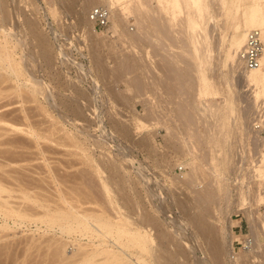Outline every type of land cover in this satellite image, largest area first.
Returning <instances> with one entry per match:
<instances>
[{"label":"rangeland","instance_id":"rangeland-1","mask_svg":"<svg viewBox=\"0 0 264 264\" xmlns=\"http://www.w3.org/2000/svg\"><path fill=\"white\" fill-rule=\"evenodd\" d=\"M210 1H211L210 9L206 14L207 17H204V18L202 17L203 20L202 18L198 19V21L201 19L200 20L201 22L199 21L200 23H198V29H199L198 37H200L198 40H201V41L202 39L203 41L205 40L204 43L203 42H201V44L198 43L199 48H201L199 52L203 51L202 52L203 54L202 53H199V54L201 55L202 59L205 58L206 64H205L204 69H205L207 78L209 80L208 82H210V85H207V87H205V89L207 88V91H205L204 92L205 94H202V95L199 94V91H200L199 89L201 87L200 86L201 79L199 78V72H198L199 63L197 62L196 59L192 58L191 52H193L192 54H194V49H192V47L189 46L190 44L189 40L187 36L183 34V32L180 31L181 25L179 24L178 25L176 24V26L174 27V30L172 31L173 34L171 33L170 35L171 37H169L170 39L167 40L164 38V35H162V33L160 34L159 32H156L158 34L155 33L150 36L148 34H145L146 29H147L146 27H147L149 20L147 19L144 20L141 18L140 20L141 21L143 20V21L139 24L136 21L137 20L136 17L138 15L135 16V14L130 15L125 23L118 26L117 30L113 28L114 22L112 19H110V23L106 28H99L96 26L94 22H92L90 25L85 22H81L82 21L81 19L83 18V20H85V17L89 14V11L91 10V8L94 5H96L94 3L92 4L91 3L92 1L90 2L89 0H3L2 1L3 7L5 9H9V12H10V17L8 18L9 21L7 20V22L10 24L9 26L11 27V29L15 27V29L21 31V33L19 34L20 36H22L20 37L22 39V45L21 47L19 46L18 48L17 57H19L20 53L21 54L24 53V56L27 58L29 57L31 58L32 56L30 55L34 56V58L33 57L31 58L34 60V63L32 60L34 68H32V65L30 64L31 60L28 61V63L26 62L27 65L26 63L24 65L25 67L28 66L29 68L30 67L32 68L33 75H36L42 80L44 87H43V92L38 94V97L36 100H32V98L29 97V94L27 95L26 93H24L25 96H23V98H25V100H22L23 98L21 96L20 97L21 102L20 101L18 102L17 101L18 98L17 96H15L17 94H13L14 93L13 90H15V93H16V89L14 86L15 83H12L13 81L11 82V80L7 79V81L13 84V88H11L12 87V84H11L9 85L10 86V89H9V88H6V84H8L9 82H6V80L5 82L2 81L0 84L2 85L0 86V91H1L0 92V108H1L0 112H6L7 111L6 109L9 108L10 112L12 113L15 109L19 108L15 110V112L11 114V116L9 114L10 119L11 117H13L14 119L15 116L18 115L14 121L19 122L18 120L20 118V115H22L20 113L22 112L20 111V109L26 107L28 117L24 118V120L21 119L22 122L18 124L23 123L25 127H28L27 124H30L35 128V130L37 129L41 133L43 132L42 133L43 135L46 134L45 136H48V137L51 136V138L49 137L48 139L46 138H39V139L36 138L35 139V137L30 136V134L29 135L20 134L21 132L19 133L15 132L14 134L13 133L14 131H11L8 133V131L6 130H3V129L0 130V133H1L0 135V141H1L0 142V150H1L0 152V162H1L0 163V173H1L0 178L3 177L5 180L4 182L2 181L3 178L0 179L1 181L0 183L1 185L3 184L4 187L6 186V188L10 189V193L8 192L9 190L7 191V193L13 196L14 199L11 196L10 198L11 201H14L16 199L14 204L20 203L21 205L24 203L25 205L28 204L29 206L30 205L32 206L33 204L32 206L33 208L35 205V208L38 209V210L36 209L37 213L39 212V209H41L38 215L35 214V216L37 215V217H39L40 213L44 209V207L42 208V206L40 205V202L41 204L47 203L48 205V203L52 202L53 200L52 198H55L58 196V192H56L57 190L55 189L57 186H55V184L58 185L59 182L57 183V181H59V179L64 177L61 179L63 181L60 180L62 183L61 182L59 183L60 186L61 184L63 185L62 188L64 190L65 189L70 190L72 187H69V186L70 185L73 186V183L76 186H78L79 184L78 187H81L80 185L83 183L81 188H84L85 186L84 189L87 190V191L85 190L86 191L85 194L88 193V196L86 195L87 200H88V197L92 196L93 194L96 196V198L100 196L97 199L98 201L95 200L96 199L95 197H94V201L91 200L93 202V204H91L92 206H95V208L97 207L101 209V206L99 205L103 203L101 205L105 204L106 207H109L106 204L107 202H105L106 197L104 196L103 193L102 195L104 197H102L101 195V192L104 191L102 184H101L102 183L101 176L103 175L105 178V174H106V177L109 176L111 173L113 174V171L109 167V162L111 163V161L113 162L117 160L116 161L117 164L120 161V163H123V165L121 164L122 167H120L121 169L119 168V172L117 173L118 175L115 174L116 175L115 176L113 174V176L116 179H114V181H111L110 179V181L113 184L112 185L110 183V186L111 187L113 186V195L117 196L115 198H116V203L118 207L121 208L122 210L125 209V211L126 210L128 211L130 209V212H131V207L134 205L133 206L134 208L132 209V210L135 209L134 215L137 212L141 211L139 207L141 209L144 207V209L151 211L153 214H156V215L158 214V217H159L158 220L161 221V224L154 222L153 225L155 228L153 227V225H152L153 228L150 226V229L152 230L151 231L152 234L153 235L155 234L154 236L160 237L161 235H164L163 233L164 231L165 232L167 231L168 234H173L171 236L177 235L176 239H174L175 240L174 243L178 240H181V241L185 240L184 242L182 241L184 244L189 243L190 246L192 244L193 245L195 244L194 245L195 247L198 246L197 247L198 250L196 249L195 251L197 255H195V253H190L191 256L190 258L185 260L186 262L184 261V259H182L183 257H180L181 261L183 260L184 263L186 264L188 263L189 264H214L216 263L217 260L215 258H217L218 256L217 257L214 256V259L216 261L214 259L213 260L215 262L211 261L210 259L211 257L213 258V255L215 254L210 253L212 251H210L211 249L208 248L209 246L207 245L208 244L207 239L209 237L206 234L205 235L207 237L206 236L203 237L202 235L203 238L202 237L200 238L201 240L200 243L196 242L197 238H195L196 237L195 232L192 229L193 225H190L191 223L189 224L190 220H188V218L190 216L192 217V215L194 216V214L196 215L199 214V212L201 211L199 209L200 205H199V208L197 207L198 209L191 210L190 208L191 206H189L190 204L187 200H184L185 202H187V204L185 205L184 201H182L183 202L182 203L181 201H178L177 199L179 197V199L183 200V198H188L190 196L189 199H192V202H193L195 199L194 197L196 195L195 189L197 191H202L203 189L204 190L209 189L210 191L213 192L214 189L216 191V189L218 188L217 192L212 193L216 199L212 197V199H210L209 201V200H205L200 197L201 200H203V202L201 203L197 202V204L202 205L201 209L203 213L200 212V214H207V213H204V211H206V209L204 210V206H203L204 202L206 206L210 205L208 206L210 213L209 215L208 214L205 215L206 216L205 218L207 219L209 218L208 219L209 225L210 226L213 225L212 227H215L217 229L215 233H217L218 237L221 236L219 239V242L222 245L221 252H223V249H224V252L221 253L218 259L219 260L221 259L223 264H264V231H263L264 224L262 223V221H264V177L258 178L257 174L255 173L256 167H253L255 166L254 163L256 164V160L257 159L259 160L260 153L263 150V146L260 143L264 144V123L261 122V121L264 122V104H263L264 102L262 103L264 98L263 97L260 98L258 103L255 102L254 98H252L254 97L253 96L254 94L253 93L251 94L254 88H252L251 85L247 86V84H245L244 81L240 79V76L237 74V72H234V69L232 67V63L230 62V60H228L229 62L228 64H226L227 63V61H225L227 60L226 53L230 49L229 48L230 39L233 33V30L230 25L231 23H229L230 18H228L227 15L222 11L223 8H221V5L220 7L218 6L219 5L218 2H215L214 0H210ZM100 4L105 5V0H102ZM155 5L156 4L153 3V6ZM181 15L184 16L183 13ZM0 19H1V15H0ZM2 21L3 19L0 20V24H3ZM142 24H143V28L145 26L146 29L144 28V30H142L143 29L141 28ZM124 33H134V34L144 33V34L143 36L142 34L141 35L139 34L138 38L142 36L139 38V41L138 39H134L133 37L131 38H133L134 40L131 39L132 41H130V38L128 39ZM159 34H160V37H159ZM156 36L157 38H155ZM172 38L174 40L173 41L174 44L176 43L177 45L176 44L175 46L172 45L173 44L171 40ZM205 45L207 46V48ZM188 50L190 51L188 52ZM122 53H123V57H122ZM96 54L97 55L100 54L98 55L97 60L95 59L97 57ZM209 55H211L212 57ZM118 56H119V59H118ZM94 59L97 61V64ZM122 59H124L123 61L125 60H127V62L129 61L130 64L127 63L128 65L127 64L124 65V63L120 62V60ZM171 60L174 64L171 62ZM184 60H185V63L183 62ZM134 61L137 63H134ZM187 61H190L191 63ZM131 63H134V64H131ZM175 63L178 67L175 65ZM219 63L220 65H218ZM81 64L83 66L82 67L83 69L80 67ZM106 64L107 65L109 64L110 66L109 65L106 66ZM135 64L136 66L138 65L139 67H135V70H134L133 66H135ZM117 65L119 66V69ZM129 65L131 66L133 65L132 67H130V69L132 68L131 71L134 70L135 71L134 73L133 71L131 72L130 69L128 68ZM169 65L171 66L169 67ZM104 66L111 69L110 71H112L113 67L115 68L117 67L118 70L114 68L115 71H113V73L114 74L121 73L120 75H124L123 70L125 68H128V69L127 70L125 69L126 75L124 76L119 77L120 75L117 76L116 74L115 75L116 77L108 76L107 78V76L105 77L104 75V69H103ZM123 66H125V68ZM184 66H185V69H184ZM140 67H142V69ZM178 69L179 70L181 69V70L179 71ZM188 69H189V72H188ZM119 70L122 72H119ZM175 70H176V73H175ZM127 78L129 81L131 80L130 83H133V82L134 83L133 84L129 83L130 86H128L129 84L127 83L128 81ZM139 78L140 79L142 78L141 81H139V83L142 82V84L138 83L139 84L138 85L136 82H138ZM190 81H192L193 83ZM98 83L101 86L97 85ZM75 87L77 91L75 90ZM136 87L141 88V90L139 89L138 91H136L137 90ZM183 88H186V89L184 90ZM210 88L212 90H210ZM95 89H97V91ZM131 89H134V90H131ZM208 89L210 90L209 92L210 94H208V91H209ZM79 90L80 91L84 90L83 91L84 93L82 91L81 92L83 94H81V92L79 93ZM139 91L142 93H140ZM137 93H140V94H137ZM13 95L16 97V99ZM230 97H232V101H234L233 109L235 111H233L232 113L233 115H230V117L233 116L230 118V120H232L233 118L234 119L232 120L233 123L231 121L232 124L228 125V127L229 126L230 127L227 128L228 131L226 133L227 134L226 139L228 140L231 139L230 140L231 142L227 140V143H228L227 147L229 146L232 147V150L229 147L231 150L230 153H231V156H233L232 159L234 158L233 160L235 161L233 164L234 166L232 167L233 170H230V173L227 175L228 179L227 178L224 179V177L221 178V181L223 182V183L221 182V184L223 185L225 183L227 184V186L226 185H224L225 187L223 186L224 189L222 190L221 187H217L219 185H217L218 181L215 178L214 174L213 173L207 174L210 171L212 172V167H210L211 159L209 158L210 155H212V151H211L212 146H211V141L209 142V139L207 138L205 133L208 132L207 131L208 126H212V128L214 129L213 125L215 126V119L213 117L211 118V116L209 117L207 116L208 118L207 117L205 118L204 115H201L198 113L199 112L198 109L203 107V106H200L202 102L206 104L207 102L215 103L217 101V103L222 102L223 104H225L226 98H230ZM15 100L18 103H15L16 102ZM78 100L80 102H78ZM8 101H10L9 105L11 104V102L13 103L9 107L7 104ZM22 101L23 103L25 101L24 103L25 107L24 106L21 107V104H23ZM190 102L192 105L190 104ZM4 103L7 105H5ZM180 105L182 109L178 107ZM185 105L188 107V109L187 107H185ZM251 107H254L255 109L254 108L252 109ZM11 108H13V111ZM180 109L182 111H180ZM18 110L20 112H18ZM184 110H185V113H183ZM191 111L193 113L191 114L193 117L195 116L196 118L197 116V119L193 120V122L194 121H197V122L192 123V120H190L192 124L188 121L190 118L192 119L191 115H189ZM255 111H258V112L261 111L262 113L261 112L259 113L262 114L263 116L262 115H261L262 117L259 116L260 114L258 112L254 113ZM186 113L187 115L190 116L189 118L186 115ZM96 114L98 116H96ZM258 116L260 117L259 118L260 120L258 119ZM100 117H101L102 122L100 120ZM21 118L23 117L21 116ZM201 119H203L204 121L203 120L201 121ZM166 121L170 123L168 124ZM186 121L190 123V124H187V126H186ZM122 122L128 124L127 126H130L131 130L128 134H126L123 130H121L122 127H124ZM165 123L169 126L173 125L174 130L170 126L171 132L168 133ZM209 123L213 125H209ZM58 127H59V130H58ZM104 128H106V130ZM64 130L68 131L69 135H66ZM185 130L186 132H184ZM48 132L50 135L48 134ZM50 132L51 133L53 132V134L55 132V134L53 135ZM2 133L8 134V135H5V134L2 135ZM10 133H13V134H10ZM113 133L115 135H113ZM16 134H18L19 136ZM189 134L190 136L192 135L193 136L190 137ZM15 135L18 136V138ZM65 135L67 136V138ZM68 136L70 138H68ZM9 137L13 139V142H14V137H15V142L12 143L11 142L12 140L9 139ZM31 137L35 140H33ZM183 137L185 140L190 141L191 139L190 142L194 143L195 144L194 146L196 147L195 152L197 154L201 153L200 155L198 154L199 157L201 155L203 156L204 154L203 158L202 159L200 158L201 160L204 159L203 160L204 163L202 161L200 162L204 165L203 166L201 164L203 168L205 167L204 168L205 170L201 167L203 169V171L201 170L202 171L201 174L203 175L200 176L199 175L200 172H199L198 180H196L197 184H196V181H194L195 185H192V186H190L191 184L189 185V183H188L189 185L188 186L187 182L182 180V178H185V177L187 178L188 176L185 173L191 169L190 166L188 165V162H190L192 159L190 158L191 157L190 154L186 155L188 150H186L187 147L183 145L185 143L183 142L184 141ZM118 138H120V140ZM54 139L56 140L54 141ZM5 140L6 142H4ZM9 140L11 141L9 142ZM38 140L41 141L42 149L39 144L40 142ZM44 140H46L47 142ZM42 141H44L43 144H42ZM60 142H63L64 144ZM35 144L40 147L38 146L36 147ZM9 146L10 148H7ZM44 146L45 147L47 146L46 149ZM18 148L20 149V152H17V150H19ZM183 148H184V151H183ZM185 150H186V153H185ZM208 152H209V156L207 155ZM5 155L7 156V158L5 157ZM112 156L114 158H111ZM251 156H253V159ZM115 157H117V159H115ZM248 157H249L250 163H249ZM241 159L244 161L243 166L245 165V168L241 166L242 165ZM245 160H246V163L248 162L249 164L248 163L245 164ZM252 161L254 163H252ZM3 162H4V165H3ZM8 164H10L11 166ZM237 164H238V167H237ZM249 165H251L253 168L251 166L249 167ZM118 166H120V164ZM235 166L238 169V171L236 170ZM97 168L100 169V171L102 170V174L100 173V171H98ZM243 168L246 171L248 170L249 172L248 171L247 172L249 174ZM241 169H243L244 171ZM251 169L253 170L251 171ZM239 170H241V173ZM204 171L206 173H203ZM50 172L53 174H51ZM251 172L255 173L256 175L255 174L253 175V173L251 174ZM4 173L6 174L4 175ZM119 173L121 174V176L124 174L125 175L124 177L128 179L120 177ZM244 173L245 174L247 173V174L245 175ZM204 174L207 176H205ZM240 174H242L241 177H240ZM250 174L253 175V177ZM248 175L250 177H248ZM175 176H180L181 179H177L175 178ZM242 176L246 177V179L245 180L242 179L243 178ZM53 177L55 178V181H56V178H58L56 183L54 182ZM118 177L121 178V179L119 178V181L121 182L118 181ZM143 177L145 179H143ZM97 178H98V181H96ZM65 179H67L68 184L66 183ZM223 179L225 180V182ZM75 180L77 182H75ZM206 180L207 182L204 183V181ZM37 181H40V182L37 183ZM20 182L22 184L20 185L23 188L26 185L24 188L25 189L24 192H26L27 190L29 191L31 189L32 191L31 190L29 191L30 194L34 192V193H37L40 197L37 194H32L31 196L37 195V198L38 200L40 199L39 200L40 202L38 201L37 203L36 202L34 203L32 200L31 201L29 200L32 203V204H29L30 202L28 201H27L28 203L26 201H22L20 198V195L22 196L20 192L22 189V187L19 185ZM33 185H36L37 187ZM203 185L205 186V188L203 187ZM27 186H28V189H27ZM39 186H42V187H39ZM53 186L55 187L53 188ZM183 186H185L186 188ZM43 188L44 189L46 188L45 189L46 191L43 190ZM123 188H126V189H123ZM192 188H195V189L193 190ZM181 189H185V190H181ZM51 190H52V193H50ZM192 190L194 192H192ZM219 190L221 193L219 192ZM90 191L92 192V194ZM43 193H45V195ZM55 193L57 196L54 197ZM157 193H160V194H157ZM190 193L191 194L195 193V194L191 195ZM129 197L131 199V202L134 201L135 199L136 200L133 202L134 204L130 203L131 205L128 206L127 204H125L124 199L127 198L128 200ZM47 198L51 200H48ZM84 198L85 196L83 197L82 200L86 201L85 200L86 198L85 199ZM91 198L93 199V197H90V199ZM226 199L228 200V202ZM54 200H56V198ZM201 200H199V202ZM243 201L245 203H243ZM54 202L55 201L52 202V204H54L52 206H55L56 202L55 203ZM177 202H180L182 204H178ZM105 205L104 207L102 206V208H104V210L111 209L109 213L111 214V212H113L112 217H116L114 216L115 211H113L112 206L106 209ZM182 205L184 207H182ZM137 206L139 207L136 208ZM157 207H159V210H157L158 209ZM177 207L179 208L177 209ZM188 207L190 208L189 212L192 211L190 212L192 214L188 215L187 217L188 212L186 210H188L187 209ZM251 209L253 211H251ZM255 210L257 211L256 215L254 213ZM33 211H35V209ZM115 214L117 215L116 212ZM132 215H133V212H132ZM255 216H257L256 219L254 218ZM191 217L189 219H191ZM13 218L14 217L5 219L3 215H0V236H1L0 237V255H1L0 264H11V262L13 264H18V262H20L19 264H39V263L40 264H46V263H49V264L56 263L57 264V262H54V259H53L54 257L52 255L53 253L52 254L50 253L54 249L51 243H53L55 240H59V241L62 240L63 242L65 241L67 242L65 243L66 245L65 255H69L70 257L73 256L74 252L78 250L77 248L79 247L80 242L81 243L84 242V244L85 242L89 243L88 241L89 239L86 237H81L80 235L77 236L74 234L73 235H69V234L63 235V233H61L59 230L45 225V223L40 222V220L36 221L32 219L33 221L27 220L24 222H20V220L16 221L15 220L16 218L14 219ZM174 218H176V220ZM254 219L258 221L259 223L258 222L256 223ZM251 221L253 222V226L251 225ZM186 222L189 225H186L187 224ZM166 223H168L169 225ZM4 224L5 225L7 224L9 228H5L6 229L5 230L2 226ZM165 224L166 226L164 229ZM254 224H257L256 225L257 227ZM259 225L262 227H260ZM157 226L162 227V228H158ZM170 227L173 229L171 230ZM175 227H177L178 229L177 228L175 229ZM252 227L256 228V229L254 228L255 231L253 230ZM157 228L161 231L157 230ZM166 228L169 231L166 230ZM176 231L177 232L181 231L182 233L181 237H179ZM253 231L255 233L257 232L256 234H258V236L256 237H258V241H257V238L254 239L255 238L254 235L256 234ZM182 235L185 238L184 237L182 238ZM162 237L163 236H161L159 239L157 238L158 243L161 242ZM248 237H250L251 239H254V246H256L254 247V250L252 253H248V248L243 247V243L245 246V241H246V238ZM204 238H206V241L204 240ZM73 240L75 241L73 242ZM166 240L163 239L162 241H166ZM76 242H79V244ZM195 242L197 244L199 243L200 246H202L201 244H203V246L199 247V244L197 245ZM255 242H257L259 245L255 244ZM173 247H171L172 248L171 250H174ZM205 250H207V253ZM17 251L20 253H18ZM11 252L14 253L15 255L12 254L11 256L10 255ZM205 255L207 257H204ZM43 261H47V262L43 263ZM218 261H217V264L220 263Z\"/></svg>","mask_w":264,"mask_h":264},{"label":"bare ground","instance_id":"bare-ground-1","mask_svg":"<svg viewBox=\"0 0 264 264\" xmlns=\"http://www.w3.org/2000/svg\"><path fill=\"white\" fill-rule=\"evenodd\" d=\"M2 1L3 0H0V15H1V19H3V24H0V84H1V82L2 81H4L5 82V80H6V82H9V81H7V79L8 80H11V82L12 83H15L14 84V86H15V89H16V93H15V90H13V94H17V95H15V96H17V101L19 102H21V100H20V97L22 96V98H23V96H25V94L24 93H26L27 95L29 94V97L30 98H32V100H36L37 99V97H38V94H40V93H42L43 92V83H42V80L39 78V77H37L36 75H33V70H32V68H34L33 67V63H34V60L33 59H31L32 57L34 58V56L33 55H30V56H32L31 58L29 57V58H27V57H25L24 56V53L23 54H19V57H17V55H18V48H19V46L21 47V45H22V39L20 38V37H22V36H20V34L19 33H21V31L20 30H17V29H15V27L14 28H12L11 29V27L9 26L10 24L7 22V20H8V18L10 17V12H9V9H5L4 7H3V3H2ZM92 4L94 3V4H96V5H92L93 7H95V6H97V5H101L100 3H101V1L102 0H89ZM215 2H218L219 3V7H220V5H221V8H223V12L227 15V17L228 18H230V22L229 23H231L230 25H231V28H232V30H233V33H232V36H231V39H230V49L227 51V53H226V59L227 60H225V61H227V63L226 64H228V60H230V62L232 63V67H233V69H234V72H237V74L240 76V79H242L243 81H244V83L245 84H247V86L248 85H251V87L252 88H254V90L251 92V94L253 93L254 95V97H252V98H254V101L255 102H257L258 103V101H259V99L260 98H264V49H263V53H262V56H261V65L258 67V68H255V69H248V68H246L245 66H244V64H243V61L240 59V55H239V52L242 50V48H243V46H244V44H245V42H246V39H247V34H248V32L250 31V30H253V29H259V30H263L264 31V0H214ZM88 2V1H87ZM210 0H105V5L104 6H107L109 9H110V19H112L113 20V22H114V25H113V28L115 29V30H117L118 29V26L119 25H122L123 23H125L126 22V20L128 19V17L130 16V15H133V14H135V16L136 15H138L136 18H137V23H141L142 21L140 20L141 18L142 19H147V20H149V22H148V24H147V29L145 28V26H144V28L146 29V33L145 34H148L149 36L150 35H152V34H155L156 32H159L160 34L162 33V35H164V38L165 39H167V40H169L170 38L169 37H171L170 35H171V33H172V31L174 30V27L176 26V24L178 25H181V32H183V34H185L186 36H187V38H188V40H189V46H191L192 47V49H194V54H192L193 52H191V55H192V58L193 59H196L197 60V62L199 63V78L201 79V87H200V91H199V94L200 95H202V94H205L204 92L205 91H207V88L205 89V87H207V85H210V82H208L209 80H208V78H207V75H206V73H205V64H206V61H205V58L204 59H202V57H201V55L199 54V53H202V52H199L200 51V49L201 48H199V44L198 43H200L201 44V42H203L204 43V41H203V39H202V41L201 40H198L200 37H198L199 35H198V23H200L201 21V19L198 21V19L199 18H204V17H207L206 16V14H207V12L209 11V9H210ZM103 3H104V1H103ZM102 3V4H103ZM153 3H155L156 5L155 6H153ZM88 4V3H87ZM89 5V4H88ZM92 7V8H93ZM183 13V15L184 16H182L181 14ZM140 16V17H139ZM139 17V18H138ZM80 18H81V16H80ZM203 18H202V20H203ZM0 19V20H1ZM140 21H139V20ZM82 21L81 22H85V23H87V24H91L93 21H91L90 20V17H89V14L85 17V20H83V18L81 19ZM9 21V20H8ZM203 22H205V21H203ZM84 23V24H85ZM228 23V22H227ZM143 24H144V22H143ZM143 24H142V27L141 28H143ZM206 24V23H205ZM86 25V24H85ZM139 26V25H138ZM203 26V25H202ZM218 26V25H217ZM206 27V26H205ZM224 27V26H223ZM144 28L142 29V30H144ZM220 28V27H219ZM228 28V27H227ZM230 28V29H231ZM88 29V28H87ZM91 29V28H90ZM177 29V28H176ZM201 29H202V27H201ZM203 29H204V27H203ZM202 31V30H201ZM204 31V30H203ZM262 31V33H263V40H264V32ZM92 32V31H91ZM138 32V31H137ZM143 32H145V31H143ZM24 33V32H23ZM22 33V34H23ZM95 33V32H94ZM93 33V34H94ZM201 33V32H200ZM199 33V34H200ZM125 34V36L129 39L130 38V41H132V40H134V39H138V41H139V38L140 37H142L143 36V34L142 33H139L140 35L142 34V36H140L139 38H138V36H139V34L138 33H124ZM156 34H158V33H156ZM160 34H159V37H160ZM173 34V33H172ZM201 35V34H200ZM149 36H148V38H149ZM180 36H182V35H180ZM205 36V35H204ZM25 37H26V35H25ZM131 37H133V38H131ZM154 37V36H153ZM162 37V36H161ZM174 37V36H173ZM185 37V36H184ZM219 37V36H218ZM145 38H147V37H145ZM155 38H157V36L155 37ZM183 38V37H182ZM204 38V37H203ZM221 38V37H220ZM103 39V38H102ZM132 39V40H131ZM162 39V38H161ZM181 39V38H180ZM205 39V38H204ZM14 40H16V41H14ZM172 40V42L174 41L173 40V38L171 39ZM170 40V41H171ZM177 40V39H176ZM102 41V40H101ZM169 41V42H170ZM187 41V40H186ZM225 41H226V39H225ZM129 42V41H128ZM135 42H136V40H135ZM33 43V42H32ZM131 43H133V42H131ZM165 43V42H164ZM171 43V42H170ZM169 43V44H170ZM185 43V42H184ZM208 43H209V41H208ZM208 43H207V45H208ZM221 43H222V41H221ZM136 44V43H135ZM176 44V43H175ZM175 44H174V42H173V44L172 45H174L175 46ZM188 44V43H187ZM112 45V44H111ZM168 45V44H167ZM177 45V44H176ZM185 45V44H184ZM204 45V44H203ZM210 45V44H209ZM170 46V45H169ZM201 46V45H200ZM206 46V45H205ZM167 47V46H166ZM190 47V48H191ZM209 47V46H208ZM168 48V47H167ZM183 48H185V47H183ZM189 48V49H190ZM206 48H207V46H206ZM110 49V48H109ZM169 49V48H168ZM165 50H167V49H165ZM184 50V49H183ZM203 50V49H202ZM206 50V49H205ZM111 51H113V50H111ZM110 51V52H111ZM190 50H188V52H189ZM167 52V51H166ZM176 52V51H175ZM92 53V52H91ZM116 53V52H115ZM147 53V52H146ZM93 54V53H92ZM92 54H91V56H92ZM168 54H169V52H168ZM172 54V53H171ZM203 54V53H202ZM210 54V53H209ZM97 55V54H96ZM98 55H100V54H98ZM98 55H97V57L95 58L96 60L98 59ZM112 55V54H111ZM116 55V54H115ZM119 55V54H118ZM134 55V54H133ZM147 55V54H146ZM84 56V55H83ZM126 56V55H125ZM177 56V55H176ZM175 56V57H176ZM208 56V55H207ZM209 56H211V55H209ZM103 57V56H102ZM122 57H123V53H122ZM129 57V56H128ZM146 57V56H145ZM172 57H173V55H172ZM204 57V56H203ZM212 57V56H211ZM89 58V57H88ZM127 58V57H126ZM165 58V57H164ZM177 58H179V57H177ZM207 58V57H206ZM94 59V60H95ZM102 59V58H101ZM100 59V60H101ZM118 59H119V56H118ZM125 59V58H124ZM124 59H122V60H120V62H122V63H124V65L125 64H130L129 63V61L127 62V60H125V61H123ZM174 59V58H173ZM172 59V60H173ZM183 59V58H182ZM31 60V65H32V68L30 67H28V66H26L25 67V63L27 62L28 63V61H30ZM32 60H33V63H32ZM95 60V61H96ZM139 60V59H138ZM172 60H171V62H172ZM175 60H176V58H175ZM180 60V59H179ZM103 61V60H102ZM140 61V60H139ZM167 61V60H166ZM169 61V60H168ZM208 61V60H207ZM175 62V61H174ZM179 62V61H178ZM181 62V61H180ZM184 63H185V60L183 61ZM187 62H189V63H191L190 61H187ZM27 63H26V65H27ZM134 63H137V62H135L134 61ZM134 63H131V64H134ZM143 63V62H142ZM173 63V62H172ZM182 63V62H181ZM180 63V64H181ZM188 63V64H189ZM195 63V62H194ZM221 63H222V61H221ZM96 64H97V61H96ZM120 64V63H119ZM127 64V65H128ZM144 64V63H143ZM146 64V63H145ZM174 64V63H173ZM179 64V65H180ZM208 64H209V62H208ZM225 64V65H226ZM99 65V64H98ZM109 65V64H108ZM107 64H106V66H108ZM121 65H123V64H121ZM127 65H126V67H127ZM140 65V64H139ZM142 65V64H141ZM175 65H176V63H175ZM190 65V64H189ZM218 65H220V63L218 64ZM97 66V65H96ZM101 66V65H100ZM106 66H104L103 67V69H104V75H105V77L107 76V78H108V76H114V77H116L115 75L117 74V73H113V71H115V69H117V67L115 68V67H113L112 68V71H110L111 69H109L108 67H106ZM110 66V65H109ZM113 66V65H112ZM118 66V65H117ZM133 66V65H132ZM131 65H129L128 66V68L130 69V67H132ZM145 66H147V65H145ZM144 66V67H145ZM171 65H169V67H170ZM177 66V65H176ZM188 66V65H187ZM186 66V67H187ZM81 68L83 67L82 66V64H81V66H80ZM124 68H125V66H123ZM134 67V70H135V67H139L138 65L136 66V64H135V66H133ZM168 67V66H167ZM173 67V66H172ZM178 67V66H177ZM177 67H175V68H177ZM180 67V66H179ZM191 67V66H190ZM27 68H28V70H27ZM98 68V67H97ZM102 68V67H101ZM115 68V69H114ZM120 68H122V67H120ZM124 68H122V69H124ZM128 68H125L126 70L128 69ZM141 69H142V67H140ZM147 68V67H146ZM193 68V67H192ZM221 68V67H220ZM83 69V68H82ZM114 69V70H113ZM118 69H119V66H118ZM117 69V70H118ZM122 69H120V70H122ZM123 70V74L124 75H126L125 73H126V70ZM132 69V68H131ZM131 69H130V71H131ZM138 69V68H137ZM145 69V68H144ZM163 69V68H162ZM170 69H172V68H170ZM182 69V68H181ZM180 69V70H181ZM184 69H185V66H184ZM190 69V68H189ZM189 69H188V72H189ZM197 69V68H196ZM119 70V72H122V71H120ZM134 70H132L133 71V73L135 72ZM172 70H174V69H172ZM179 70V69H178ZM179 70V71H180ZM129 71V70H128ZM129 71V72H130ZM131 71V72H132ZM145 71H147V70H145ZM150 71V70H149ZM187 71V70H186ZM185 71V72H186ZM196 71V70H195ZM97 72H98V70H97ZM116 72H118V71H116ZM175 73H176V70H175ZM182 73V72H181ZM191 73V72H190ZM114 74V75H113ZM121 74V73H120ZM120 74H117V76H119ZM185 74V73H184ZM226 74V73H225ZM124 75H120L119 77H121V76H124ZM129 76V75H128ZM184 77V76H183ZM188 77V76H187ZM86 78V77H85ZM118 78V77H117ZM138 78V77H137ZM136 78V79H137ZM186 78V77H185ZM191 78V77H190ZM1 79H3V80H1ZM133 79H135V78H133ZM142 79V78H141ZM141 79L139 78L138 79V82H136L137 84L139 83V81H141ZM182 79V78H181ZM192 79H194V78H192ZM197 79V78H196ZM211 79V78H210ZM96 80V79H95ZM111 80V79H110ZM127 80H128V78H127ZM184 80V79H183ZM182 80V81H183ZM85 81V80H84ZM129 81V80H128ZM127 81V83L129 84L130 82H131V80L128 82ZM179 81H180V79H179ZM211 81V80H210ZM190 82H192V81H190ZM10 83V82H9ZM6 84V88H9L10 89V86L9 85H11L12 83H10V84ZM71 83V82H70ZM97 83V82H96ZM134 83V82H133ZM133 83H130V84H133ZM144 83V82H143ZM182 83H184V82H182ZM189 83V82H188ZM193 83V82H192ZM213 83V82H212ZM130 84L128 85V86H130ZM139 84H142V82L141 83H139ZM138 84V85H139ZM72 85V84H71ZM97 85H99V86H101L99 83L97 84ZM137 85V86H138ZM184 85V84H183ZM244 85V84H243ZM242 85V86H243ZM0 86H2V85H0ZM74 86V85H73ZM98 86V87H99ZM131 86H133V85H131ZM143 86V85H142ZM180 86H181V84H180ZM187 86V85H186ZM191 86V85H190ZM197 86V85H196ZM203 86V87H202ZM246 86V85H245ZM189 87V86H188ZM251 87H250V89H251ZM11 88H13V84H12V87ZM100 88V87H99ZM137 88V87H136ZM193 88V87H192ZM228 88V87H227ZM85 89V88H84ZM141 90V88H137V90L136 91H138V90ZM184 90L186 89V88H183ZM218 89H219V87H218ZM12 90V89H11ZM75 90L77 91V89H76V87H75ZM96 91H97V89H95ZM99 90V89H98ZM131 90H134V89H131ZM130 90V91H131ZM190 90V89H189ZM209 90V89H208ZM210 90H212L211 88H210ZM210 90L208 91V94H210L209 92H210ZM82 92L84 91V90H81ZM80 90H79V93L81 92ZM116 91H118V90H116ZM142 91H144V90H142ZM197 91V90H196ZM195 91V92H196ZM1 92V91H0ZM81 92V94H83ZM140 92V91H139ZM186 92H187V90H186ZM190 92V91H189ZM99 93V92H98ZM134 93H135V91H134ZM140 93H142V92H140ZM140 93H137V94H140ZM85 94H86V92H85ZM100 94V93H99ZM110 94H111V92H110ZM115 94V93H114ZM136 94V95H137ZM190 94V93H189ZM18 95H19V97H18ZM97 95V94H96ZM193 95V94H192ZM207 95V94H206ZM14 96V95H13ZM14 96V97H15ZM84 96V95H83ZM82 96V97H83ZM86 96H88V95H86ZM198 96V95H197ZM229 97V96H228ZM12 98V97H11ZM88 98V97H87ZM1 99H2V97H1ZM15 99H16V97H15ZM97 99V98H96ZM95 99V100H96ZM194 99V98H193ZM200 99V98H199ZM22 100H25V98H23ZM196 100V99H195ZM7 101V100H6ZM10 101H12V100H10ZM10 101H8L7 102V104H8V107L11 105V104H13L12 102H11V104L9 105V103H10ZM16 101V100H15ZM15 102V103H18V102ZM252 101V100H251ZM3 102V101H2ZM78 102H80L79 100H78ZM189 102V101H188ZM234 101H232V97H230V98H226V103L225 104H223L222 102H220V103H217V101L214 103V102H207L206 104H204L203 102L200 104V106H203L202 108H199L198 109V113L199 114H201V115H204L205 116V118L208 116H211V118L213 117L214 119H215V126L213 125V124H211V123H209V125H213V127H214V129L212 128V126H208V132H206L205 134H206V136H207V138L209 139V142L211 141V146H212V148H211V151H212V155H210V159H211V165H210V167H212V172L210 171L209 173H207V174H210V173H213L214 174V176H215V178L217 179V181H218V184L217 185H219V186H217V187H221L222 188V190L224 189L223 188V186L224 185H226L227 186V184L225 183L224 185L223 184H221V178L222 177H224V179L225 178H227L228 179V177H227V175L230 173V170H233V164H234V161L235 160H233L232 159V157L233 156H231V153H230V151L232 150V147H230L231 148V150H230V148L229 147H227V140L228 139H226V133H227V128H229L228 127V125L230 124H232L233 123V119L232 120H230V118L231 117H233V116H231L230 117V115H233L232 113H233V111H235L234 109H233V103ZM264 102V99H263V101H262V103ZM6 103V102H5ZM4 103V104H5ZM22 103H23V101H22ZM24 103H25V101H24ZM24 103L23 104H21V107H23L24 106ZM252 103V102H251ZM7 104H5V105H7ZM98 104V103H97ZM190 104H191V102H190ZM264 104V103H263ZM19 105V104H18ZM88 105V104H87ZM189 105V104H188ZM192 105V104H191ZM256 105V104H255ZM254 105V106H255ZM261 105V104H260ZM2 106V105H1ZM20 106V105H19ZM80 106V105H79ZM190 106V105H189ZM6 107V106H5ZM25 107V106H24ZM78 107V106H77ZM178 107H180L181 108V105L180 106H178ZM185 107H187L186 105H185ZM193 107V106H192ZM259 107V106H258ZM17 108V107H16ZM98 108V107H97ZM252 109L254 108V107H251ZM260 108V107H259ZM262 108V107H261ZM1 109V108H0ZM5 109V108H4ZM12 109V111H13V108H11ZM15 109V108H14ZM17 109H19V108H17ZM17 109H15V110H17ZM182 109V108H181ZM180 109V111H182ZM187 109H188V107H187ZM186 109V110H187ZM189 109H191V108H189ZM255 109V108H254ZM7 111L6 112H0V130H6V131H8V133L9 132H11V131H14L13 133L15 134V132H21L20 134H30V136H34L35 137V139L37 138V139H39V138H46V139H48L49 137L51 138V136H45L46 134H42L40 131H38L37 129L35 130V128L32 126V125H30V124H27V126L28 127H25L24 126V124L22 123V124H18V123H21L22 122V120H24V118H27L28 117V114H27V108L25 107V108H21L20 109V111H22V112H20L19 110H18V112H20L22 115H20V118H19V120H18V118H17V120L19 121V122H17V121H14L15 119H16V117L18 116H15V118L13 119V117H11V119H10V116H11V114H13L14 112H15V110L11 113L10 112V109L8 108V109H6ZM9 110V111H8ZM95 110V109H94ZM97 110V109H96ZM241 110V109H240ZM249 110V109H248ZM263 110V109H262ZM261 110V111H262ZM83 111V110H82ZM100 111V110H99ZM189 111V110H188ZM261 111H259V112H261ZM10 112V113H9ZM98 112V111H97ZM236 112H238V111H236ZM241 112V111H240ZM243 112V111H242ZM247 112V111H246ZM256 112H258V111H255L254 113H256ZM258 112V113H259ZM83 113V112H82ZM93 113V112H92ZM180 113V112H179ZM183 113H185V110H184V112ZM182 113V114H183ZM262 113V112H261ZM9 114H10V116H9ZM16 114H17V112H16ZM16 114H14V115H16ZM188 114H189V112H188ZM191 114H193L192 113V111H191V113L189 114V115H191ZM260 114V113H259ZM258 114V115H259ZM168 115V114H167ZM175 115V114H174ZM181 115V114H180ZM186 115H187V113H186ZM189 115H187L188 116V118L190 117ZM198 115V114H197ZM255 115V114H254ZM262 114H260L259 116H261ZM9 116V117H8ZM21 116L23 117V118H21ZM96 116H98L97 114H96ZM171 116V115H170ZM183 116V115H182ZM200 116V115H199ZM249 116V115H248ZM258 116V119L260 118ZM263 116V115H262ZM261 116V117H262ZM191 117H192V119L190 118L189 120H188V118H187V120L191 123V121L190 120H192V123H194V122H197V121H194L193 122V120H196L197 119V116H196V118H195V116L193 117L192 115H191ZM203 117V116H202ZM201 117V118H202ZM207 117V118H208ZM251 117V116H250ZM253 117V116H252ZM257 117V116H256ZM255 117V118H256ZM9 118V119H8ZM194 118V119H193ZM204 118V117H203ZM22 119V120H21ZM167 119V118H166ZM200 119V118H199ZM198 119V120H199ZM100 120H101V117H100ZM203 119H201V121H202ZM209 120V119H208ZM255 120V119H254ZM260 120V119H259ZM263 120V119H262ZM13 121V122H12ZM122 121V120H121ZM168 121V120H167ZM166 121V122H167ZM188 121H186V126H187V124H190V123H188ZM204 121V120H203ZM207 121V120H206ZM205 121V122H206ZM231 121H232V123H231ZM15 122V123H14ZM101 122H102V120H101ZM209 122V121H208ZM262 123H264L263 121H261ZM100 123V122H99ZM168 124L170 123V122H167ZM191 123V124H192ZM202 123V122H201ZM204 123V122H203ZM259 123H260V121H259ZM116 124V123H115ZM122 124L124 125V127H122V129L121 130H123L126 134H128L129 132H130V130H131V128H130V126H127L128 124H126V123H123L122 122ZM166 124V123H165ZM207 125H208V123H207ZM57 126V125H56ZM105 126V125H104ZM122 126V125H121ZM172 128H173V125H170ZM169 125H167L166 124V128H167V132L168 133H170L171 132V127H170ZM185 126V125H184ZM119 127H120V125H119ZM165 127V126H164ZM53 128V127H52ZM55 128V127H54ZM205 128V127H204ZM60 129H61V127H60ZM105 130H106V128H104ZM177 129V128H176ZM199 129H200V127H199ZM207 129V128H206ZM54 130V129H53ZM58 130H59V127H58ZM173 130H174V128H173ZM181 130V129H180ZM189 130V129H188ZM191 130V129H190ZM205 130V129H204ZM57 131V130H56ZM198 131V130H197ZM63 132V131H62ZM64 132L66 133V135H69L68 134V131H65L64 130ZM116 132V131H115ZM132 132V131H131ZM184 132H186V130L184 131ZM195 132V131H194ZM13 133H10V134H13ZM45 133V132H44ZM47 133V132H46ZM51 133V132H50ZM59 133V132H58ZM182 133V132H181ZM200 133V132H199ZM208 133V134H207ZM5 134V133H4ZM3 133H2V135H4ZM48 134H49V132H48ZM51 134H53V132L51 133ZM54 134H55V132H54ZM53 134V135H54ZM63 134V133H62ZM0 135H1V133H0ZM5 135H8V134H5ZM16 135H18V134H16ZM15 135V136H16ZM50 135V134H49ZM65 135V136H66ZM113 135H115L114 133H113ZM113 135H111V136H113ZM19 136V135H18ZM18 136H16L17 138H18ZM97 136V135H96ZM106 136V135H105ZM121 136V135H120ZM119 136V137H120ZM189 136H190V134H189ZM188 136V137H189ZM193 136V135H192ZM192 136H190V137H192ZM205 136V137H206ZM230 136V135H229ZM228 136V137H229ZM61 137V136H60ZM70 137H71V135H70ZM69 136H68V138H70ZM2 138V137H1ZM3 138H4V136H3ZM2 138V139H3ZM20 138V137H19ZM32 138V137H31ZM53 138H54V136H53ZM59 138V137H58ZM66 138H67V136H66ZM66 138H65V140H66ZM103 138V137H102ZM115 138V137H114ZM6 139H8V138H6ZM9 139H11V140H9V142L11 141L12 143H14L15 142V137H14V142H13V139L12 138H10L9 137ZM33 139V138H32ZM35 139H33V140H35ZM112 139V138H111ZM119 140H120V138H118ZM123 139V138H122ZM187 139V138H186ZM202 139H203V137H202ZM4 140V139H3ZM2 140V141H3ZM18 140V139H17ZM16 140V141H17ZM53 140V139H52ZM56 139H54V141H55ZM58 140H60V139H58ZM68 140V139H67ZM118 140V141H119ZM125 140V139H124ZM183 142H185L183 145L185 146V147H187V149L186 150H188L187 151V154L186 155H188V154H190L191 155V157L190 158H192L191 159V161L190 162H188V165L190 166V170L188 171V172H186L185 174H187L188 176H187V178L185 177V178H182V180H184L185 182H187V185H188V183H189V185L190 186H192V185H195V183H194V181H196V180H198V177H199V175L201 176V175H203V174H201V172L203 171V169L205 168H203L202 167V163L200 162V161H202L203 162V160H201L202 158H203V156H204V154H203V156L201 157H199V155L201 154V153H196L195 152V144L194 143H192V142H190L191 141V139H190V141L189 140H185L184 139V137H183ZM231 140V139H230ZM230 140H228V141H230ZM39 141V140H38ZM38 141H37V143H38ZM44 141H46V140H44ZM44 141H42V144H43V142ZM261 141H263V140H261ZM1 142V141H0ZM4 142H6V140L4 141ZM8 142V143H9ZM35 142V141H34ZM40 143V146H41V141H39ZM47 142V141H46ZM59 142V141H58ZM66 142H68V141H66ZM95 142V141H94ZM107 142V141H106ZM113 142H115V141H113ZM231 142V141H230ZM229 142V143H230ZM22 143V142H21ZM36 143V144H37ZM60 143H63V142H60ZM98 143V142H97ZM207 143V142H206ZM16 144V143H15ZM15 144H13V145H15ZM17 144H18V142H17ZM35 144V145H36ZM45 144V143H44ZM48 144V143H47ZM46 144V145H47ZM64 144V143H63ZM260 144H262V146H263V150L261 151V153H260V158H259V160L257 159L256 160V164L252 161V163H254V165L255 166H253V167H256L255 168V173L257 174V177L258 178H262V177H264V144L263 143H260ZM1 145H2V143H1ZM12 145V144H11ZM21 145V144H20ZM61 145V144H60ZM181 145V144H180ZM38 145H36V147H37ZM40 146H38V147H40ZM68 146V145H67ZM120 146V145H119ZM123 146V145H122ZM129 146V145H128ZM232 146V145H231ZM242 146V145H241ZM261 146V147H262ZM6 147V146H5ZM20 147V146H19ZM24 147V146H23ZM45 147V146H44ZM47 147V146H46ZM46 147H45V149H46ZM126 147V146H125ZM240 147V146H239ZM7 148H10V146L9 147H7ZM25 148V147H24ZM28 148V147H27ZM67 148V147H66ZM110 148H111V146H110ZM127 148V147H126ZM184 148H183V151H184ZM237 148V147H236ZM3 149V148H2ZM19 149V148H18ZM21 149H22V147H21ZM41 149H42V146H41ZM48 149V148H47ZM124 149V148H123ZM129 149V148H128ZM243 149V148H242ZM247 149V148H246ZM254 149H256V148H254ZM258 149V148H257ZM17 150V149H16ZM16 150H14V151H16ZM68 150V149H67ZM186 150H185V153H186ZM209 150V149H208ZM3 151H5V150H3ZM2 151V152H3ZM7 151H9V150H7ZM13 151V150H12ZM11 151V152H12ZM22 151H24V150H22ZM39 151V150H38ZM241 151V150H240ZM253 151V150H252ZM0 152H1V150H0ZM17 152H20V149L19 150H17ZM27 152V151H26ZM25 152V153H26ZM34 152V151H33ZM37 152V151H36ZM126 152V151H125ZM254 152V151H253ZM24 153V154H25ZM29 153V152H28ZM27 153V154H28ZM38 153V152H37ZM42 153V152H41ZM121 153V152H120ZM127 153V152H126ZM249 153V152H248ZM251 153V152H250ZM19 154V153H18ZM35 154V153H34ZM234 154V153H233ZM239 154V153H238ZM10 155V154H9ZM12 155H13V153H12ZM20 155V154H19ZM23 155V154H22ZM42 155V154H41ZM117 155V154H116ZM115 155V156H116ZM207 155L209 156V152L207 153ZM244 155V154H243ZM259 155V154H258ZM43 156V155H42ZM185 156V155H184ZM238 156H240V155H238ZM246 156V155H245ZM5 157L7 158V156L5 155ZM4 157V158H5ZM9 157V156H8ZM14 157V156H13ZM47 157V156H46ZM252 157V159H253V156H251ZM11 158H12V156H11ZM15 158V157H14ZM45 158V157H44ZM111 158H114L113 156L111 157ZM120 158V157H119ZM201 158V159H200ZM208 158V159H209ZM245 158V157H244ZM244 158H243V160H244ZM3 159V158H2ZM115 159H117V157H115ZM247 159V158H246ZM255 159V158H254ZM5 160V159H4ZM8 160V159H7ZM12 160V159H11ZM110 160H112V159H110ZM114 160V159H113ZM120 160V159H119ZM121 160H122V158H121ZM239 160V159H238ZM242 160V159H241ZM242 160V165L241 166H243V163H244V161ZM248 160H249V157H248ZM3 161V160H2ZM47 161V160H46ZM117 161V160H116ZM116 161H111V163L109 162V167H110V169L113 171V174L115 175H118L117 173L119 172V168L120 167H122L121 166V164L123 165V163H120V161H119V163L117 164V162ZM206 161V160H205ZM237 161V160H236ZM209 162V161H208ZM1 163V162H0ZM6 163V162H5ZM204 163V162H203ZM207 163V162H206ZM248 163V162H247ZM246 163V160H245V164H247ZM249 163H250V160H249ZM248 163V164H249ZM7 164V163H6ZM120 164V166H118ZM202 164V165H201ZM208 164V163H207ZM236 164V163H235ZM3 165H4V162H3ZM8 165H10V164H8ZM50 165V164H49ZM253 165V164H252ZM2 166V165H1ZM11 166V165H10ZM99 166V165H98ZM97 166V167H98ZM204 166V165H203ZM251 165H249V167H250ZM4 167V166H3ZM103 167V166H102ZM125 167V166H124ZM124 167H123V169H124ZM203 169H202V168ZM209 167V166H208ZM237 167H238V164H237ZM240 167V166H239ZM244 168H245V165L243 166ZM252 167V166H251ZM252 167V168H253ZM139 168H141V167H139ZM207 168V167H206ZM232 168V169H231ZM235 168H236V166H235ZM241 168V167H240ZM243 168V169H244ZM6 169V168H5ZM96 169V168H95ZM98 169V168H97ZM109 169V170H110ZM121 169V168H120ZM145 169V168H144ZM243 169H241V170H243ZM200 170V171H199ZM202 170V171H201ZM205 170V169H204ZM236 170L238 171V169L236 168ZM241 170H239L240 171V173H241ZM245 170V169H244ZM243 170V171H244ZM253 169H251V171H252ZM54 171V170H53ZM98 171H100V169H98ZM104 171V170H103ZM107 171V170H106ZM140 171H141V169H140ZM207 171V170H206ZM236 171V172H237ZM246 171V170H245ZM248 171V170H247ZM246 171V172H247ZM2 172V171H1ZM144 172V171H143ZM200 172V174L198 175V173ZM235 172V173H236ZM249 172V171H248ZM247 172V173H248ZM6 173H7V171H6ZM6 173H4V175L6 174ZM51 173V172H50ZM55 173V172H54ZM100 173L102 174V170L100 171ZM203 173H206L205 171L203 172ZM238 173V172H237ZM246 173V174H247ZM253 172H251V174H252ZM255 173H253V175L255 174ZM51 174H53V173H51ZM56 174V173H55ZM112 174V173H111ZM110 174V175H111ZM113 174L110 176H107L106 177V174H105V178H104V176L102 175L101 177H102V179H101V181H102V187H103V192H101V195H102V193L104 194V196L106 197L105 198V202H107L106 204L110 207V206H112V208H113V211H115L116 213H117V215L115 214V212H114V216H116V217H112V214H113V212H111V214L109 213L110 212V210L111 209H107V208H109V207H106V205H105V208L107 209V210H104V208H102V206L104 207V205H101V204H103V203H101L99 206H101V209H99V208H97V210H96V208H95V206H92L91 204H93V202L92 201H94V197L96 198V196L93 194L92 196H89L88 197V200H90V201H88L87 200V196H88V193L87 194H85V192L87 191L86 189H84L85 188V186H84V188H81L82 187V184L80 185L81 187H78L79 186V184H78V186H76V185H74V183H73V186H69V187H72L69 191L67 190V189H63L62 188V184H61V186H60V182L61 181H63V180H61L62 178H64V177H62L61 179H59V181H57V179L58 178H56V181H57V183H58V185H56L55 183H56V181H55V178H54V184H55V186H57L55 189L57 190L56 192H58V196L56 195V193H55V195H54V197L55 196H57V197H55L56 198V200H54L55 198H52L53 200H52V202L53 201H55L54 203H55V206H52V205H54V204H52V202H50V203H48V205H47V203L46 204H41V202L38 200V198H37V193H32V194H37V195H33V196H31L32 194H30L29 193V191L31 190H27L26 192H24V188H25V186H24V188L21 186L22 184H21V182L19 183V185L22 187V189H21V194H22V196L20 195V198H21V200L22 201H28V202H30L31 200L35 203H37L38 201L40 202V205L42 206V208L44 207V209L42 210V212L40 213V215H39V217H37V215L39 214V212L41 211V209H39V212L37 213V211H36V209L37 208H35V205H34V208L32 207L33 206V204L30 202L29 204H32V206L30 205H28L26 202V204L27 205H25L24 203V206H23V204H21L20 205V203H17V204H19V205H17V204H14V202H15V200L14 201H11L10 200V198H11V194H9L10 193V189H8V188H6V186L4 187L3 186V184L1 185V183H0V215H3L4 217H5V219L6 218H10V217H14V218H16L15 220L16 221H18V220H20V222H24V221H27V220H32V219H34V220H36V221H38V220H40V222H42V223H45V225H47V226H49V227H51V228H55V229H57V230H59L61 233H63V235L64 234H69V235H77V236H81V237H86V238H88L89 240V243L87 242H85V244H84V242L83 243H81L80 242V244H79V242H76V243H78L79 244V247L77 248L78 250L76 251V252H74V254H73V256H69V255H65L66 254V252H65V249H66V245H65V243H67L66 241L65 242H63L62 240H55L53 243H51L52 244V246L54 247V249H53V251L52 252H50L52 255H53V259H54V262H57V264H186V263H184V261L185 260H187L188 258H190V253H195V251H196V249H197V247H195L193 244L190 246L189 245V243H186V244H184L183 242L185 241H181V240H178V241H176L175 243H174V239H176V237H177V235H175V236H171V235H173V234H168L167 233V231L165 232L163 229V233H164V235H161V236H163L161 239L163 240V239H165L166 240V238H167V240L166 241H162L161 240V242H159L158 243V241H157V238L159 239L160 237H156V236H154L153 234H152V230L150 229V226L152 227V225L154 224V222H157L158 224H161V221H159L158 220V214L156 215V214H153L151 211H149V210H147V209H144V207L142 208V209H144V210H146V211H144V210H142L139 206H137L136 208H138L139 207V209L141 210L140 212H137L136 214H138V215H134V210H132L134 207V205L131 207V212H130V209L127 211H125V209L124 210H122L121 208H119L118 207V205H117V203H116V198L115 197H117V196H114L113 195V186L111 187L110 186V183L112 184V182L111 181H114V179H116L114 176H113ZM146 174V173H145ZM245 174V173H244ZM243 174V175H244ZM245 174V175H246ZM249 174V173H248ZM250 174V175H251ZM255 174V175H256ZM0 175H1V173H0ZM10 175H11V173H10ZM59 175H61V174H59ZM115 175V176H116ZM119 175H120V177H123V178H125V179H128V178H126V177H124L125 175L123 174L122 176H121V174L119 173ZM205 175V174H204ZM212 175V174H211ZM241 175L242 174H240V177H241ZM244 175V176H245ZM253 175H251L252 177H253ZM50 176V175H49ZM54 176H56V175H54ZM69 176V175H68ZM181 176V175H180ZM180 176H175V178H177V179H181V177ZM205 176H207V175H205ZM235 176V175H234ZM237 176V175H236ZM12 177V176H11ZM46 177V176H45ZM60 177V176H59ZM67 177V176H66ZM65 177V178H66ZM72 177V176H71ZM120 177H118V181H119V178ZM174 177V176H173ZM208 177H209V175H208ZM213 177V176H212ZM212 177H211V179H212ZM243 177V176H242ZM248 177H250L249 175H248ZM256 177V176H255ZM3 178V177H2ZM2 178H0V179H2ZM6 178H7V176H6ZM15 178V177H14ZM50 178V177H49ZM70 178V177H69ZM122 178V179H123ZM202 178V177H201ZM11 179V178H10ZM16 179V178H15ZM110 179H111V181H110ZM121 179V178H120ZM143 179H145L144 177H143ZM148 179V178H147ZM186 179V180H185ZM223 179V180H224ZM239 179V178H238ZM241 179V178H240ZM242 179H246V177H243ZM248 179V178H247ZM7 180V179H6ZM12 180V179H11ZM11 180H10V182H11ZM14 180V179H13ZM33 180V179H32ZM35 180V179H34ZM40 180V179H39ZM44 180H45V178H44ZM47 180V179H46ZM61 180V181H60ZM66 180V183H67V179H65ZM70 180V179H69ZM73 180V179H72ZM71 180V181H72ZM153 180V179H152ZM173 180V179H172ZM176 180V179H175ZM203 180V179H202ZM215 180V179H214ZM262 180V179H261ZM2 181H4L5 182V180H4V178H3V180ZM16 181V180H15ZM20 181V180H19ZM70 181V182H71ZM96 181H98V178H97V180ZM100 181V180H99ZM100 181V182H101ZM180 181V180H179ZM1 182V181H0ZM7 182V181H6ZM14 182V181H13ZM23 182H24V180H23ZM22 182V183H23ZM28 182V181H27ZM26 182V183H27ZM35 182V181H34ZM38 182H40V181H37V183ZM51 182V181H50ZM75 182H77L76 180H75ZM84 182V181H83ZM99 182V183H100ZM116 182V181H115ZM119 182H121V181H119ZM125 182V181H124ZM152 182V181H151ZM175 182V181H174ZM200 182V181H199ZM205 182H207V180L206 181H204V183ZM224 182H225V180H224ZM3 183V182H2ZM16 183H18V182H16ZM33 183V182H32ZM43 183V182H42ZM46 183V182H45ZM52 183H53V181H52ZM62 183V182H61ZM64 183V182H63ZM81 183V182H80ZM117 183V182H116ZM122 183H123V181H122ZM181 183V182H180ZM184 183V182H183ZM194 183V184H193ZM215 183V182H214ZM223 183V182H222ZM7 184V183H6ZM24 184V183H23ZM28 184V183H27ZM41 184V183H40ZM44 184V183H43ZM47 184V183H46ZM65 184V183H64ZM68 184V183H67ZM71 184V183H70ZM75 184H77V183H75ZM196 184H197V181H196ZM10 185H11V183H10ZM13 185V184H12ZM18 185V184H17ZM16 185V186H17ZM29 185V184H28ZM49 185V184H48ZM90 185V184H89ZM113 185V184H112ZM115 185V184H114ZM181 185V184H180ZM186 185V186H187ZM188 185V186H189ZM214 185V184H213ZM15 186V187H16ZM33 186H36V185H33ZM46 186V185H45ZM55 186H53V188L55 187ZM207 186H209V185H207ZM206 186V187H207ZM229 186V185H228ZM20 187V188H21ZM37 187V186H36ZM39 187H42V186H39ZM65 187V186H64ZM69 187H67V188H69ZM88 187V186H87ZM91 187V186H90ZM101 187V188H102ZM121 187V186H120ZM165 187V186H164ZM183 187H185V186H183ZM203 187L205 188V186L203 185ZM212 187V186H211ZM225 187V186H224ZM19 188V187H18ZM30 188H32V187H30ZM83 189V190H81V189ZM150 188V187H149ZM186 188V187H185ZM189 188V187H188ZM199 188V187H198ZM197 188V189H198ZM208 188V187H207ZM16 189V188H15ZM27 189H28V186H27ZM46 189V188H45ZM44 188H43V190H45ZM123 189H126V188H123ZM168 189V188H167ZM193 190L195 189V188H192ZM213 189V188H212ZM218 189V188H217ZM217 189H216V191H215V189L213 190V192L215 193V192H217ZM220 189V188H219ZM228 189V188H227ZM9 190V191H8ZM11 190H12V188H11ZM14 190V189H13ZM86 190V191H85ZM150 190V189H149ZM181 190H185V189H181ZM187 190V189H186ZM190 190V189H189ZM192 190V192H194ZM221 190V189H220ZM220 190H219V192H220ZM7 191L9 192V193H7ZM17 191V190H16ZM19 191V190H18ZM32 191V190H31ZM34 191V190H33ZM42 191V190H41ZM46 191V190H45ZM92 191V190H91ZM90 191V192H91ZM152 191V190H151ZM191 191V190H190ZM227 191V190H226ZM225 191V192H226ZM228 191H230V190H228ZM4 192H6V193H4ZM13 192V191H12ZM37 192V191H36ZM89 192V193H90ZM95 192V191H94ZM93 192V193H94ZM120 192H122V191H120ZM212 191H210L209 189L208 190H202V191H197L196 189H195V193H196V195H195V197L194 196H192V197H194L195 199H194V201L192 202V199H189V197L188 198H183V200H181V199H179V197H178V201H184V200H187L188 202H189V206H191L190 208H191V210L192 209H198L199 208V205H200V210H198V211H200V212H202V205L201 204H197V202L198 203H201V202H203V200H201V198H203V199H205V200H209L210 201V199H212V197L213 198H215L214 196H213V193ZM17 193H19V192H17ZM47 193V192H46ZM50 193H52V190H51V192ZM70 193V194H69ZM115 193V192H114ZM194 193V194H195ZM221 193V192H220ZM6 194V195H5ZM8 194V195H7ZM13 194V193H12ZM44 195H45V193H43ZM91 194H92V192H91ZM152 194H153V192H152ZM157 194H160V193H157ZM191 194V193H190ZM194 194H191V195H194ZM17 195H19V194H17ZM50 195V194H49ZM52 195V194H51ZM87 195V196H86ZM122 195V194H121ZM166 195V194H165ZM222 195V194H221ZM227 195V194H226ZM260 195H262V194H260ZM16 196V195H15ZM14 196V197H15ZM39 196V195H38ZM85 196V200L86 201H83L82 199H83V197ZM98 196V195H97ZM103 195H102V197H104ZM174 196V195H173ZM187 196V195H186ZM199 196V197H198ZM217 196H218V194H217ZM216 196V197H217ZM40 197V196H39ZM43 197V196H42ZM90 197H93V199L91 198L90 199ZM100 197V196H99ZM98 197V198H99ZM132 197V196H131ZM191 197V198H192ZM201 197V198H200ZM12 198H13V196H12ZM16 198V197H15ZM44 198V197H43ZM50 198V197H49ZM57 198H58V200H57ZM98 198H96L95 200L96 201H98L97 199ZM243 198V197H242ZM245 198V197H244ZM14 199V198H13ZM18 199V198H17ZM48 199V198H47ZM102 199V198H101ZM104 199V198H103ZM216 199V198H215ZM214 199V200H215ZM30 200V201H29ZM46 200V199H45ZM48 200H51V199H48ZM92 200V201H91ZM107 200V201H106ZM118 200V199H117ZM125 201V204H127L128 206L129 205H131V204H134L133 202L136 200H134V201H132L131 202V199H130V197H129V199L127 200V198H125L124 199ZM133 200V199H132ZM176 200V199H175ZM174 200V201H175ZM189 200H191V201H189ZM199 200H201L200 202H199ZM204 200V201H205ZM227 200V199H226ZM244 200V199H243ZM18 201V200H17ZM16 201V202H17ZM96 201H95V203H96ZM119 201V200H118ZM216 201V200H215ZM19 202H21V201H19ZM46 202V201H45ZM104 202V201H103ZM161 202V201H160ZM185 202V201H184ZM208 202V201H207ZM227 202H228V200H227ZM89 205H88V204ZM99 203V202H98ZM131 203V204H130ZM178 204H182V203H180V202H177ZM212 203V202H211ZM210 203V204H211ZM242 203V202H241ZM243 203H245L244 201H243ZM242 203V204H243ZM51 204V205H50ZM138 204H140V203H138ZM170 204V203H169ZM185 205L187 204V202H185L184 203ZM183 204V205H184ZM203 204V203H202ZM208 204V203H207ZM214 204V203H213ZM85 205V206H84ZM87 205V206H86ZM90 205H91V207H90ZM172 205H173V203H172ZM177 205V204H176ZM182 205V207H184ZM196 205H198V206H196ZM127 206V207H128ZM135 206H136V204H135ZM141 206V205H140ZM203 206H204V210L206 209V211H204V213H207L208 215H209V208H208V206H210V205H208V206H206V204H205V202H204V204H203ZM206 206V207H205ZM39 207V206H38ZM121 207V206H120ZM146 207V206H145ZM160 207V206H159ZM159 207H157L158 209L157 210H159ZM172 207V206H171ZM181 207V208H182ZM187 207V206H186ZM185 207V208H186ZM194 207V208H193ZM196 207V208H195ZM198 207V208H197ZM123 208V207H122ZM170 208V207H169ZM179 207H177V209H178ZM189 207L187 208L188 210H186L187 212H188V214H187V217H188V215H190V214H192V213H190V212H192V211H190L189 212V209H190ZM211 208H213V207H211ZM35 209V211H33ZM99 209V210H98ZM166 209V208H165ZM183 209V208H182ZM255 209V208H254ZM38 210V209H37ZM136 210H138V209H136ZM154 210H156V209H154ZM167 210V209H166ZM213 210V209H212ZM249 210V209H248ZM198 211H197V213H198ZM251 211H253L252 209H251ZM250 211V212H251ZM108 212V213H107ZM132 212H133V215H132ZM155 212H157V211H155ZM195 212V211H194ZM200 212H199V214L198 215H196V214H194V216L192 215V217H191V219H189L188 218V220H190V222H189V224L190 225H193V230H194V232H195V238H197V241L196 242H199L200 243V238L202 237V235H203V237H205L206 235L210 238H208L207 239V245L209 246L208 248L209 249H211L210 251H212V252H210L209 250V252L210 253H214L215 255H213V258L211 257L210 259H211V261H213V262H215L216 260L218 261L219 259H218V257L221 255V253H223L224 252V249H223V252H221L222 251V245L220 244V242H219V239H220V237H218V235H217V233H215V231L217 230L215 227H212L213 225H209V222H208V219L207 218H205L206 216L205 215H207V214H200ZM256 210H255V215H256ZM157 213H159V212H157ZM160 213H161V211H160ZM181 213V212H180ZM203 213V212H202ZM212 213V212H211ZM35 214H37L36 216H35ZM167 214H169V213H167ZM186 214V213H185ZM184 214V215H185ZM213 214V213H212ZM171 215V214H170ZM211 215V214H210ZM168 216V215H167ZM212 216V215H211ZM211 216H209V217H211ZM250 216H252V215H250ZM170 217V216H169ZM208 217V216H207ZM256 217L257 216H255L254 218L256 219ZM13 218V219H14ZM173 218V217H172ZM163 219V218H162ZM175 220H176V218H174ZM184 219H186V218H184ZM206 219V220H205ZM254 219V221L257 223L258 221H256ZM259 219V218H258ZM165 220V219H164ZM33 221V220H32ZM207 221V222H206ZM253 221V220H252ZM251 221V225L253 226V222ZM262 221V220H261ZM6 222V221H5ZM160 222V223H159ZM156 223V224H157ZM176 223V222H175ZM183 223V222H182ZM187 223V222H186ZM259 223V222H258ZM262 223L264 224V221H262ZM155 224V225H156ZM166 224H168V223H166ZM166 224L164 225V229H165V226H166ZM188 223L186 224V225H189ZM261 224V223H260ZM20 225V224H19ZM18 225V226H19ZM169 225V224H168ZM167 225V226H168ZM255 226L257 225V224H254ZM3 226V228L5 229V228H9V226H7V224L5 225H2ZM160 226V225H159ZM162 226V225H161ZM260 226V225H259ZM153 227H154V225H153ZM152 227V228H153ZM158 227V226H157ZM163 227V226H162ZM162 227H158V228H162ZM190 227V226H189ZM257 227V226H256ZM260 227H262V226H260ZM2 228V229H3ZM155 228V227H154ZM157 228V230H159ZM177 227H175V229H176ZM187 228V227H186ZM191 228V227H190ZM253 228V230L255 231V227H252ZM255 228V229H254ZM11 229V228H10ZM170 229L172 230L173 228H171L170 227ZM178 229V228H177ZM263 229H264V225H263ZM6 230V229H5ZM166 230H168L167 228H166ZM192 230V231H193ZM159 231H161V230H159ZM169 231V230H168ZM175 231V230H174ZM186 231V230H185ZM184 231V232H185ZM191 231V230H190ZM251 231H252V229H251ZM253 231V232H254ZM257 231V230H256ZM262 231V230H261ZM264 231V230H263ZM158 232V231H157ZM193 232V233H194ZM156 233V232H155ZM159 233V232H158ZM161 233V232H160ZM176 233L179 235V237H181V231L179 232H177L176 231ZM215 233V234H214ZM252 233V232H251ZM255 233V232H254ZM257 233V232H256ZM255 233V234H256ZM162 234V233H161ZM187 234V233H186ZM185 234V235H186ZM206 234V235H205ZM184 235V234H183ZM182 235V238L184 237ZM253 235V234H252ZM191 236V235H190ZM206 236V237H207ZM256 236H258V234H256V235H254V239H256L257 238V241H258V237H256ZM1 237V236H0ZM174 237V238H173ZM193 237V236H192ZM202 237V238H203ZM80 238V237H79ZM185 238V237H184ZM252 238H253V236H252ZM194 239V238H193ZM254 239H251L250 237H248V238H246V241H245V246L244 247H247L248 248V253H252L253 252V250H254V247H256V246H254ZM81 240V239H80ZM186 240H188V239H186ZM204 240L206 241V238H204ZM62 241V242H61ZM75 240H73V242H74ZM160 241V240H159ZM190 241V240H189ZM188 241V242H189ZM193 241H195V240H193ZM195 242V243H196ZM193 243V242H192ZM198 243V244H199ZM173 244V245H172ZM187 244H188V246H187ZM191 244V243H190ZM197 244V243H196ZM197 244V245H198ZM210 244V245H209ZM255 244H257V245H259L257 242H255ZM202 246H203V244H201ZM76 246V245H75ZM174 246V247H173ZM202 246H200V244H199V247H202ZM171 247H173L174 248V250H171L172 248ZM206 247V246H205ZM12 248V247H11ZM205 249H207V248H205ZM198 250V249H197ZM204 250V249H203ZM203 250H201V251H203ZM11 251V250H10ZM206 251V253H207V250H205ZM257 251V250H256ZM12 252H13V250H12ZM11 252V256H12V254H14V253H12ZM18 252V251H17ZM17 252H16V254H17ZM18 253H20V252H18ZM50 253H48V254H50ZM247 253V254H248ZM211 254V255H212ZM15 255V254H14ZM13 255V256H14ZM19 255V254H18ZM27 255V254H26ZM25 255V256H26ZM195 255H197L196 253H195ZM207 255V254H206ZM204 256V257H207V256ZM255 255H256V253H255ZM1 256V255H0ZM10 256V257H11ZM17 256V255H16ZM210 256V255H209ZM214 256H218L217 258H215L214 259ZM8 257V256H7ZM180 257H183L182 259H184V261L182 262L181 260H180ZM197 257V256H196ZM203 257V258H204ZM9 258V257H8ZM7 258V259H8ZM14 258V257H13ZM26 258V257H25ZM51 258V257H50ZM254 258V257H253ZM15 259V258H14ZM18 259H20V258H18ZM18 259H16V260H18ZM22 259H24V258H22ZM215 261H214V260ZM3 260V259H2ZM26 260V259H25ZM50 260V259H49ZM180 260V261H179ZM9 261V260H8ZM15 261V260H14ZM19 261H21V260H19ZM51 261V260H50ZM210 261V262H211ZM217 261H216V263H214V264H217ZM238 261V260H237ZM236 261V262H237ZM253 261V260H252ZM39 262V261H38ZM37 262V263H38ZM42 262V261H41ZM44 262H47V261H43V263ZM52 262V261H51ZM186 262V261H185ZM190 262V261H189ZM218 262H220V263H218V264H223V262H222V260L220 259ZM20 262H18V264H19ZM53 263V262H52ZM188 263V262H187ZM202 263H204V262H202ZM11 264H13L12 262H11ZM40 264V263H39ZM46 264H49V263H46ZM53 264H56V263H53ZM189 264V263H188Z\"/></svg>","mask_w":264,"mask_h":264},{"label":"built area","instance_id":"built-area-1","mask_svg":"<svg viewBox=\"0 0 264 264\" xmlns=\"http://www.w3.org/2000/svg\"><path fill=\"white\" fill-rule=\"evenodd\" d=\"M110 9L104 5H97L89 11L90 20L97 27L106 28L110 23ZM264 49L263 33L259 29L250 30L246 42L239 52L240 59L248 69H255L261 65V56ZM181 169V168H180ZM244 247V243H243Z\"/></svg>","mask_w":264,"mask_h":264}]
</instances>
